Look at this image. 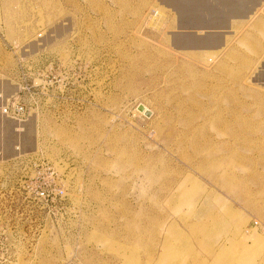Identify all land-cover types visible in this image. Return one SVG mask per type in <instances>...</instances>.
Wrapping results in <instances>:
<instances>
[{"label": "rangeland", "instance_id": "rangeland-1", "mask_svg": "<svg viewBox=\"0 0 264 264\" xmlns=\"http://www.w3.org/2000/svg\"><path fill=\"white\" fill-rule=\"evenodd\" d=\"M168 22L158 0H0V107H28L37 152L9 161L0 110V264H264V85Z\"/></svg>", "mask_w": 264, "mask_h": 264}, {"label": "crops", "instance_id": "crops-1", "mask_svg": "<svg viewBox=\"0 0 264 264\" xmlns=\"http://www.w3.org/2000/svg\"><path fill=\"white\" fill-rule=\"evenodd\" d=\"M158 1L169 14L168 25L171 30L168 34L171 39H175L179 34L182 37L191 35L195 38L197 35L200 38L208 32H211L208 34L211 36L213 32L216 36L212 37V35L211 38L219 37L214 44L218 47L221 45L222 52L226 50L224 58L235 55L247 58V62L254 63L257 68L254 78L264 85V0ZM29 121L30 119L19 124L15 131L19 132L18 136L23 147L31 125ZM18 140L16 143L20 144ZM16 143L14 145H17Z\"/></svg>", "mask_w": 264, "mask_h": 264}, {"label": "built area", "instance_id": "built-area-1", "mask_svg": "<svg viewBox=\"0 0 264 264\" xmlns=\"http://www.w3.org/2000/svg\"><path fill=\"white\" fill-rule=\"evenodd\" d=\"M0 110H1V114L5 118L14 120L18 124L25 123L31 117V111L28 109V107L26 105L20 103L16 99L14 101H12L11 99H8L5 104L1 105ZM15 147H16L15 153H17V154L15 155L14 158L9 159V161L24 156L23 153H37L35 151H28V150L24 149V147L21 144L16 145ZM24 200L28 201L27 198H24ZM12 218H13L12 216H9V215L6 216L3 214H0V223H3V221L11 220ZM254 223H255V225H258L257 221H254ZM11 228H13V226ZM8 229H9L8 225H4V230H3V225H2L0 232H1V234H4L3 235L4 237H8L11 235L10 233H8L9 232Z\"/></svg>", "mask_w": 264, "mask_h": 264}, {"label": "bare ground", "instance_id": "bare-ground-1", "mask_svg": "<svg viewBox=\"0 0 264 264\" xmlns=\"http://www.w3.org/2000/svg\"><path fill=\"white\" fill-rule=\"evenodd\" d=\"M199 9V8H198ZM210 10V9H209ZM180 11V10H179ZM205 11V10H204ZM156 13H158V11L156 12ZM155 13V14H156ZM208 13V12H207ZM181 14V13H180ZM184 14V13H183ZM194 15V14H193ZM159 17V16H158ZM157 18V17H156ZM158 20V19H157ZM162 20H163V18H162ZM155 21V20H154ZM158 21H160V20H158ZM156 23V22H155ZM161 23V22H160ZM156 25V24H155ZM158 27V26H157ZM209 33H211V32H208V34ZM177 34H179V33H177ZM176 34V35H177ZM183 35L185 34V33H182ZM207 34V35H208ZM216 34V33H215ZM181 34H179L178 36H180ZM186 35V34H185ZM193 35H194V33H193ZM212 35H213V32H212ZM211 35V36H212ZM177 36V42L176 41H174V45L176 46V47H178L179 49H183V50H185V51H195V50H200V51H203L205 54H215V53H217L218 51H220L221 50V48H220V46L221 45H219V47H218V45L216 46L214 43H216L215 42V40L216 39H218V38H216L215 40H213V42L214 43H212V42H210V43H208V41L210 40V39H212L211 38V36H209L210 38H206V39H204V38H202V39H200V38H198L197 37V35H196V37L195 38H193L191 35H190V37L188 36H184L185 38L187 37L188 38V40H187V42L186 41H184V39H183V37H178ZM182 36V35H181ZM214 36H216V35H213L212 37H214ZM218 36V35H217ZM200 37V36H199ZM214 39V38H213ZM219 40V39H218ZM218 44H220L219 43V41H218ZM202 52V53H203ZM204 54V55H205ZM140 106H143V109L141 110V109H139V107ZM137 108H138V110L142 113V114H145L146 116H151L152 114H153V112L151 111V109L147 106V105H145V104H143V103H140L138 106H137ZM148 111H150L151 112V115H147L146 113L148 112ZM209 116H211V115H209ZM193 130V129H192ZM231 143V142H230ZM215 145V144H214ZM231 148V147H230ZM230 156H232V155H230ZM177 168V167H176ZM144 170V169H143ZM143 173V172H142ZM173 174V173H172ZM145 175V174H144ZM142 179V178H141ZM213 179V178H212ZM150 181V180H149ZM213 183V182H212ZM144 193V192H143ZM159 198V197H158Z\"/></svg>", "mask_w": 264, "mask_h": 264}, {"label": "water", "instance_id": "water-1", "mask_svg": "<svg viewBox=\"0 0 264 264\" xmlns=\"http://www.w3.org/2000/svg\"><path fill=\"white\" fill-rule=\"evenodd\" d=\"M202 38L206 39V38H210V37H209V35L205 34L203 37H200V39H202ZM139 109L142 110V109H143V106H140ZM146 114H147V115H151V112L148 111Z\"/></svg>", "mask_w": 264, "mask_h": 264}]
</instances>
